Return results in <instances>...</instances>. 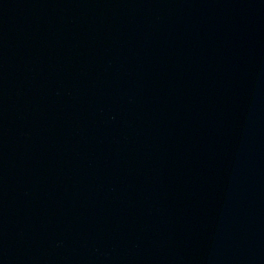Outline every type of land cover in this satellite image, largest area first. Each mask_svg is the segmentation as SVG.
I'll list each match as a JSON object with an SVG mask.
<instances>
[{
  "label": "water",
  "instance_id": "water-1",
  "mask_svg": "<svg viewBox=\"0 0 264 264\" xmlns=\"http://www.w3.org/2000/svg\"><path fill=\"white\" fill-rule=\"evenodd\" d=\"M0 264H264V0H0Z\"/></svg>",
  "mask_w": 264,
  "mask_h": 264
}]
</instances>
